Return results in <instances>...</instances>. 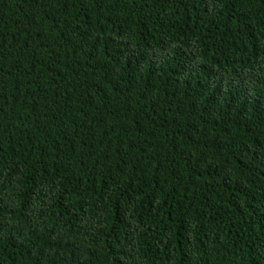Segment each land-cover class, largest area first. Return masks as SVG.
<instances>
[{"label": "trees", "instance_id": "obj_1", "mask_svg": "<svg viewBox=\"0 0 264 264\" xmlns=\"http://www.w3.org/2000/svg\"><path fill=\"white\" fill-rule=\"evenodd\" d=\"M0 264H264V0H0Z\"/></svg>", "mask_w": 264, "mask_h": 264}]
</instances>
